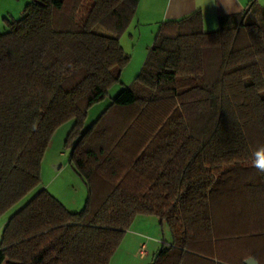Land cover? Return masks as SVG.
<instances>
[{
	"label": "trees",
	"instance_id": "1",
	"mask_svg": "<svg viewBox=\"0 0 264 264\" xmlns=\"http://www.w3.org/2000/svg\"><path fill=\"white\" fill-rule=\"evenodd\" d=\"M0 30V218L41 185L57 128L88 188L71 213L41 190L4 224L0 264H111L139 216L173 233L150 264H264V8L163 22L133 81L87 131L132 61L140 0H30Z\"/></svg>",
	"mask_w": 264,
	"mask_h": 264
},
{
	"label": "rangeland",
	"instance_id": "2",
	"mask_svg": "<svg viewBox=\"0 0 264 264\" xmlns=\"http://www.w3.org/2000/svg\"><path fill=\"white\" fill-rule=\"evenodd\" d=\"M2 11H4V3L0 2V15ZM19 13L20 12L16 10V14H14L15 17L17 16L16 19L22 17L21 14L19 16L17 15ZM5 18L8 17L0 16L1 31L7 29V20ZM134 22H132L130 28L121 38V44L125 48L127 54L131 56L132 61H130L131 63L125 69L121 81L110 89L105 101H102L89 109L84 131L92 128L100 119L104 111L108 109L111 100L118 97L125 88L133 83L145 62L144 61L142 64L143 56L141 55V52L144 49H147L146 47L150 46L148 48L150 49L156 40V36L152 39L151 31L157 34L160 29L159 27L156 28L154 25V27H152L153 29L145 36H139L140 33L137 31L135 32L134 30L136 25ZM129 35H131L132 38ZM74 127L75 121L71 120L57 128L51 141H49L50 144L43 161L41 185L23 200V202L16 207H13L8 214L0 218V246H2L3 242L2 233L4 232L5 227L3 225L4 222L18 212L19 209L22 208L21 206L30 201L41 190H46L58 199L71 213H79L84 210L89 196V193L87 192L88 188L83 179H81L75 172L74 168L71 167L70 161L72 149L66 147V141ZM173 239L174 236L171 229L167 227V224H161V221L156 216H139L126 233L118 252L114 254L112 258L111 264H149L152 262L155 253L161 249L162 243L165 241L166 244L168 243L171 245L174 243ZM147 241L148 250L146 249V251L151 253V256L147 261H141L139 258L140 256L137 253L140 246ZM136 254L139 257H136Z\"/></svg>",
	"mask_w": 264,
	"mask_h": 264
},
{
	"label": "crops",
	"instance_id": "3",
	"mask_svg": "<svg viewBox=\"0 0 264 264\" xmlns=\"http://www.w3.org/2000/svg\"><path fill=\"white\" fill-rule=\"evenodd\" d=\"M28 1L30 0H27V2L26 0H0V2L4 3V11H2L0 16L8 17L5 18L6 20L16 19L17 16L15 17L14 15L16 10L20 12L17 14L18 16L23 14L29 3ZM251 2H257L258 5L264 8V0H140L136 21L134 22L136 23L134 30L140 33L139 36H145L153 29L154 25L158 28L163 22L179 21V19L187 17L194 12L201 11L204 17L205 31H218L219 19L243 12ZM155 34L151 31L152 39L156 36ZM129 36L132 38L131 35ZM149 47H146L147 49L141 52L143 56L142 64L150 50L148 49ZM135 256L139 257L137 254ZM150 256L151 253L148 252L145 257L139 258L141 261H147Z\"/></svg>",
	"mask_w": 264,
	"mask_h": 264
},
{
	"label": "clouds",
	"instance_id": "4",
	"mask_svg": "<svg viewBox=\"0 0 264 264\" xmlns=\"http://www.w3.org/2000/svg\"><path fill=\"white\" fill-rule=\"evenodd\" d=\"M255 156L254 167L260 174H264V148L258 149Z\"/></svg>",
	"mask_w": 264,
	"mask_h": 264
},
{
	"label": "built area",
	"instance_id": "5",
	"mask_svg": "<svg viewBox=\"0 0 264 264\" xmlns=\"http://www.w3.org/2000/svg\"><path fill=\"white\" fill-rule=\"evenodd\" d=\"M147 244H148V241L147 242H145V244L143 243L141 246H140V248H139V251H138V255L140 256V257H145L147 254V251H146V249H147Z\"/></svg>",
	"mask_w": 264,
	"mask_h": 264
},
{
	"label": "water",
	"instance_id": "6",
	"mask_svg": "<svg viewBox=\"0 0 264 264\" xmlns=\"http://www.w3.org/2000/svg\"><path fill=\"white\" fill-rule=\"evenodd\" d=\"M245 264H259L258 262H256V260L255 259H249V260H247L246 262H245Z\"/></svg>",
	"mask_w": 264,
	"mask_h": 264
}]
</instances>
